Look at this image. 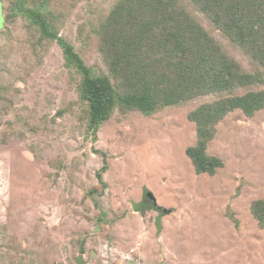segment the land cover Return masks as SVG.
Segmentation results:
<instances>
[{
	"label": "rangeland",
	"instance_id": "1",
	"mask_svg": "<svg viewBox=\"0 0 264 264\" xmlns=\"http://www.w3.org/2000/svg\"><path fill=\"white\" fill-rule=\"evenodd\" d=\"M117 1L26 5H45L59 36L106 71L96 29ZM1 2L0 264H76L80 255L88 264H112L105 246L114 247L115 264H264V228L251 213L264 200V109L252 118L236 111L219 123L208 153L225 167L215 176L197 175L185 153L198 141L188 114L212 97L151 116L116 110L92 141L81 77L65 66L56 41L14 13L16 0ZM195 14L244 69L264 74ZM102 153L108 169L101 182ZM146 189L155 197L152 211L137 212L141 201L148 205Z\"/></svg>",
	"mask_w": 264,
	"mask_h": 264
},
{
	"label": "trees",
	"instance_id": "2",
	"mask_svg": "<svg viewBox=\"0 0 264 264\" xmlns=\"http://www.w3.org/2000/svg\"><path fill=\"white\" fill-rule=\"evenodd\" d=\"M27 1L16 0L14 13L32 21L43 39L56 41L65 66L81 77L77 91L92 141H98L101 127L116 110L151 116L212 97L188 114L198 141L185 153L197 175L215 176L225 167L221 158L208 153L219 123L236 111L252 118L264 109V91L252 90L264 85V74L244 69L195 14L205 16L264 70V0H118L96 29L106 71L90 67L74 44L59 36L43 15L45 5L30 8ZM241 89L248 91L236 94ZM102 154L104 166L97 173L101 182L108 169ZM149 193H144L145 202ZM251 213L263 229L264 200L254 201Z\"/></svg>",
	"mask_w": 264,
	"mask_h": 264
},
{
	"label": "built area",
	"instance_id": "3",
	"mask_svg": "<svg viewBox=\"0 0 264 264\" xmlns=\"http://www.w3.org/2000/svg\"><path fill=\"white\" fill-rule=\"evenodd\" d=\"M102 252L104 253L103 257L107 259V262H111L112 264L116 263L114 247L105 246L104 249H102Z\"/></svg>",
	"mask_w": 264,
	"mask_h": 264
},
{
	"label": "water",
	"instance_id": "4",
	"mask_svg": "<svg viewBox=\"0 0 264 264\" xmlns=\"http://www.w3.org/2000/svg\"><path fill=\"white\" fill-rule=\"evenodd\" d=\"M148 198L150 199V201H153V199L155 198L154 195L152 193L148 194ZM157 206V205H156ZM160 210V209H158ZM167 211L162 210V213L165 214ZM169 214V212L167 213ZM85 256L84 255H80L76 258L75 262L76 264H88V262L84 261Z\"/></svg>",
	"mask_w": 264,
	"mask_h": 264
},
{
	"label": "crops",
	"instance_id": "5",
	"mask_svg": "<svg viewBox=\"0 0 264 264\" xmlns=\"http://www.w3.org/2000/svg\"><path fill=\"white\" fill-rule=\"evenodd\" d=\"M149 201V200H148ZM150 202V203H149ZM149 202H146V205H147V207H145V204H143L142 203V201H141V203H139L137 206H136V208H137V212L138 211H140V212H143V213H146L147 211H152V209H151V203H152V201H149ZM161 224V223H160ZM158 229H159V227H158Z\"/></svg>",
	"mask_w": 264,
	"mask_h": 264
}]
</instances>
